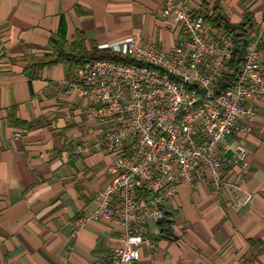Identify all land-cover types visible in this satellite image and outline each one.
<instances>
[{
    "label": "crops",
    "instance_id": "0c3cea01",
    "mask_svg": "<svg viewBox=\"0 0 264 264\" xmlns=\"http://www.w3.org/2000/svg\"><path fill=\"white\" fill-rule=\"evenodd\" d=\"M165 1L0 0V264H93L118 247L122 226L92 216L111 180L107 125L86 116L73 66L39 64L51 39L70 43L78 33L86 46L131 37L170 50L180 28L161 19ZM169 1L208 16L217 6L246 32L264 24V0ZM259 52L264 71V44ZM254 109L227 141L247 151L225 172L237 190L215 192L209 171L178 185L165 220L146 222L151 245L140 246L136 264H264V99Z\"/></svg>",
    "mask_w": 264,
    "mask_h": 264
},
{
    "label": "built area",
    "instance_id": "2783aa9c",
    "mask_svg": "<svg viewBox=\"0 0 264 264\" xmlns=\"http://www.w3.org/2000/svg\"><path fill=\"white\" fill-rule=\"evenodd\" d=\"M205 15L184 1L167 0L160 17H172L180 28L172 49L129 37L97 48L130 63L97 60L75 69L72 90L88 104L86 116L107 125L101 143L114 156L107 167L111 180L95 195L92 216L122 226L118 247L93 264H136L140 246L151 245L146 222L165 220L164 205L178 185H193L209 171L215 192L237 190L225 172L231 163L243 164L247 151L231 149L227 141L240 122L253 118L255 101L264 99V24L246 32L235 80L217 94L233 73L236 39L224 27L213 31Z\"/></svg>",
    "mask_w": 264,
    "mask_h": 264
},
{
    "label": "trees",
    "instance_id": "16d2710c",
    "mask_svg": "<svg viewBox=\"0 0 264 264\" xmlns=\"http://www.w3.org/2000/svg\"><path fill=\"white\" fill-rule=\"evenodd\" d=\"M205 18L208 23L214 26L213 28L219 29L224 27L236 39L234 54L230 63V69L233 73L219 83L216 88V93L219 94L232 85L235 80V73L243 61V54L248 43L246 25L235 26L228 24L219 14L217 6L212 10V14L210 16L205 15ZM50 47V53L46 54L39 64L41 67L64 64L73 66L76 69L84 64L97 60H111L123 63L131 62L120 54H115L108 50H99L93 42H89L88 46H86L85 37L82 33H78L76 39L70 43L61 38L51 39Z\"/></svg>",
    "mask_w": 264,
    "mask_h": 264
}]
</instances>
